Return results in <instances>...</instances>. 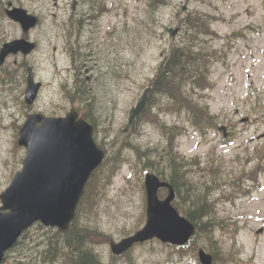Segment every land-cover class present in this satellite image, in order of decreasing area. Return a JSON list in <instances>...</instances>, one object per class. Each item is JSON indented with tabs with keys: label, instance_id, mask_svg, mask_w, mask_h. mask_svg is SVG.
<instances>
[{
	"label": "rangeland",
	"instance_id": "1",
	"mask_svg": "<svg viewBox=\"0 0 264 264\" xmlns=\"http://www.w3.org/2000/svg\"><path fill=\"white\" fill-rule=\"evenodd\" d=\"M8 1L20 3L4 0V4ZM54 1L23 2L41 20L31 37L38 50L27 61L18 59L19 65L12 58L0 66V195L23 167L27 151L18 146V139L28 115L39 112L60 117L69 112L72 101L77 107L82 104L70 92L76 76L67 50V16L61 11L68 0H58V5ZM152 1L95 0L100 11L98 34L90 46L96 53L91 62L94 70L84 76L91 77L85 84L86 99L94 95V104L84 112L95 122L106 160H115L117 154L120 159L112 162L117 166L112 181L103 185L102 178L91 213H83L80 224L107 235L106 242L90 244L106 264H196L198 259L191 252L182 253L158 240L137 245L116 259L110 249V242L134 235L146 222L144 179L152 171H145L138 150L125 143L141 151L164 149L168 137L161 123L178 124L186 132L176 136L174 152L188 162L195 184L206 185L211 180L206 192L215 202L220 221L214 229L221 251L219 263L226 264L222 262L227 258L228 264H264V139L259 140L264 135V0H162L155 8L150 7ZM192 16L209 21L213 35H201L198 44L192 42L211 54L212 62L209 88L191 95L208 105L217 126L202 132L186 111H169L167 99L155 94L157 100L149 101L146 108L151 109L148 119L139 123L136 132L133 126L126 131L130 110L153 85L171 50L190 40L183 21ZM0 20L6 19L0 14ZM169 29L179 32L172 37ZM6 30L9 39L22 34L13 24ZM28 67L43 84L33 106L25 101ZM223 125L229 127L227 139L219 132ZM259 160L263 164L260 173ZM53 234L35 225L22 239V247L7 253L4 264H46L39 252ZM36 241L45 242L37 247ZM197 242L201 248L204 243L211 245L205 234ZM57 263L66 264L62 258Z\"/></svg>",
	"mask_w": 264,
	"mask_h": 264
},
{
	"label": "water",
	"instance_id": "2",
	"mask_svg": "<svg viewBox=\"0 0 264 264\" xmlns=\"http://www.w3.org/2000/svg\"><path fill=\"white\" fill-rule=\"evenodd\" d=\"M7 15L20 22L25 31L34 28L38 22L36 16L20 8L9 9ZM178 32L179 29H169L172 37ZM36 47L26 39L8 43L1 51L0 65L9 55L21 53L29 56ZM28 71L25 100L33 106L42 84L36 82L32 68ZM149 91L146 89L130 110L126 131L145 110ZM246 121L248 119H243ZM219 131L223 132L224 138L229 136L227 126H221ZM18 145L27 151L23 167L0 195V264L4 263L7 252L15 247L22 235L36 224L56 228L61 233L70 229L85 188L106 157L105 150L99 147L94 137L93 124L80 117L77 107L65 117L30 114L20 130ZM163 189L168 190L165 199L159 197ZM145 190L146 223L134 235L110 243L115 256H122L135 245L155 239L163 244L184 247L196 234L197 227L175 208L176 191L169 182L148 173ZM262 232L260 230L258 234ZM198 256L201 264H214L213 255L204 249L199 250Z\"/></svg>",
	"mask_w": 264,
	"mask_h": 264
},
{
	"label": "trees",
	"instance_id": "3",
	"mask_svg": "<svg viewBox=\"0 0 264 264\" xmlns=\"http://www.w3.org/2000/svg\"><path fill=\"white\" fill-rule=\"evenodd\" d=\"M161 1L162 0H153L150 7L155 8L158 2ZM183 23L185 28L187 27L189 29L188 36L190 40L185 42L184 45L176 46L171 50L164 68L160 70V74L153 82L149 101L152 100V104L153 100H157V98L153 99V95L155 94L165 97L167 99L166 106L169 111H186L194 127L204 132L209 127L217 126V119L210 113L207 104L203 105L191 94L194 91H205L209 88L212 60L211 54H208L206 51L203 53L204 50L197 49L192 42L198 44L201 35L211 36L213 35V31L210 28L209 21L205 18L192 16L183 21ZM70 92H73V95L77 94L75 87ZM84 100L87 101L85 105L91 107L94 104V95L89 94L88 98ZM81 101L83 102L82 99ZM150 110V108L146 109L141 114L133 125V131L136 132L139 123L148 119ZM83 116L95 125V122L91 120L87 112H83ZM160 126H162L168 137L166 141L167 145L164 149L158 148L155 150L147 149V151H141L138 149L137 145L130 142H126L125 145L134 147L138 150L142 160H144L145 171L151 170L161 177L162 180L171 183L177 193V200L174 205L197 227L195 237L188 245L178 249L182 253L191 252L194 259L197 260V253L200 247L197 240L201 234H205L211 245L209 247L204 243L203 248L212 253L215 264H221L219 263L221 251L216 245L217 241L214 232L215 226L220 221L216 216L215 202L209 193L206 192L210 190L209 184L211 180H209L206 185H204V183L195 184L197 182L190 179L189 176L190 172L193 170L189 169L188 162L174 152L173 146L175 144V138L176 136L185 134L186 130L184 127L178 124L170 126L166 123H161ZM110 158L104 161L102 166L94 172L89 180L79 203L76 218L69 231L60 233L55 229H51V232L54 233L53 236L50 237L45 249L39 252L40 258L46 264H59L57 260L60 258H62L66 264H106L102 262L100 257L93 251L90 244L96 243L98 240L106 242L107 235L90 226L84 227V225L80 223L83 213L84 215L91 213L90 207L93 206L96 201L95 194L97 192V187L102 184V178H104L103 185H108L115 174H117V171H115L117 166L112 162H118L120 154H117L113 161ZM259 162L258 172L260 173L263 164L261 160H259ZM119 170L120 169H118V172ZM245 188L249 189V187L246 186ZM165 194V192L161 193L160 197L163 198ZM27 234L28 232L23 235L15 248L20 249L22 247V239L26 238ZM44 242L45 241L40 243L36 241V246L38 245L37 247H40ZM19 254L21 255V252H19ZM113 258L116 259L117 257ZM223 261L222 263L226 264L229 262L227 258H223ZM111 262V264H116L113 261ZM31 264L39 263L35 262ZM196 264H200L198 260Z\"/></svg>",
	"mask_w": 264,
	"mask_h": 264
},
{
	"label": "flooded vegetation",
	"instance_id": "4",
	"mask_svg": "<svg viewBox=\"0 0 264 264\" xmlns=\"http://www.w3.org/2000/svg\"><path fill=\"white\" fill-rule=\"evenodd\" d=\"M18 1L20 3H17L15 1H8L6 4H4V0H0V14L6 19V20H0V54L6 44L17 40L26 39L30 42L35 43L34 41L31 40V37L39 29L41 20L33 9L25 8L26 4L23 2L31 1L32 4L34 5L35 2L39 0H18ZM54 2L55 5H58V0H55ZM14 8L24 9L30 15L36 16L38 18L37 25L34 28L25 31L20 22L10 19L7 15V11L9 9H14ZM61 11L67 16L66 17L67 19L65 21L66 24L65 32H67V36L69 38L67 50L70 52L72 56V61H73L72 72L73 75L76 76L74 82L75 85H73L70 88V91L75 87L77 91L76 96L79 98V100L81 99L83 100L82 104L81 103L78 104V107L80 108V113L83 114L85 109L88 107L84 104L85 103L84 99H86V95H87V89L85 88V84H88L91 81L90 76H87L86 79H84V76L89 73L93 74V70H94V67L92 66L93 64L91 62L95 60L96 53L95 50L90 46H94L92 42L96 33L98 34L96 25L98 24L99 21L98 13L100 11V8L95 3V0H68L66 6L63 9H61ZM8 24H13L16 28H18L22 33L21 36L15 39H9L6 30ZM35 44L37 45V48L31 55L24 56L21 53L17 55L14 54L9 55L6 58L5 62L0 66H5L8 60L12 58L15 59V64L17 65H19L18 59H22V60L24 59V61H27V59H30L33 56V54L38 50V44L37 43ZM22 67L25 68V64L22 65ZM29 68L32 67H28V70ZM35 78H36V74H35ZM27 81H28V77H27ZM42 90H43V84L38 99L41 95ZM73 104L74 103L72 101V107L70 108L69 112L74 107ZM35 113H39V112H35ZM68 113H66L65 115H67ZM47 117H55V116H47ZM263 139L264 138H260L259 140H263ZM254 140L255 139L253 138L252 141Z\"/></svg>",
	"mask_w": 264,
	"mask_h": 264
}]
</instances>
